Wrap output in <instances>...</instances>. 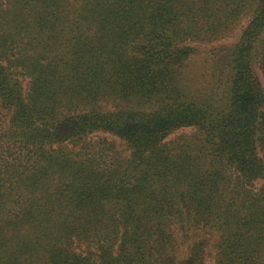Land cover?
<instances>
[{"label":"trees","instance_id":"obj_1","mask_svg":"<svg viewBox=\"0 0 264 264\" xmlns=\"http://www.w3.org/2000/svg\"><path fill=\"white\" fill-rule=\"evenodd\" d=\"M209 257L264 264V0H0V264Z\"/></svg>","mask_w":264,"mask_h":264},{"label":"rangeland","instance_id":"obj_2","mask_svg":"<svg viewBox=\"0 0 264 264\" xmlns=\"http://www.w3.org/2000/svg\"><path fill=\"white\" fill-rule=\"evenodd\" d=\"M246 20L242 23V25L243 24H246ZM241 28V27H240ZM240 28L237 30V32L240 30ZM229 42H231V40H230V38L229 39H227V40H224L223 41V43H229ZM217 44H214L213 46H216ZM211 44H209V45H207V44H205V45H201L200 47H201V50L199 51V55L198 56H196V59L198 60V61H202L203 60V57H204V54L206 53V52H204V49H206L205 51H207V49H209V48H212L213 47ZM197 132H196V130H194V129H183V130H180V131H178L177 133H175V134H173L169 139L170 140H174L176 137H179V136H192V135H194V134H196ZM117 144H118V146H120V147H123L124 148V145L122 144V143H120V142H117ZM206 264H215L214 263V259L212 258V257H209L208 259H207V262H206Z\"/></svg>","mask_w":264,"mask_h":264}]
</instances>
